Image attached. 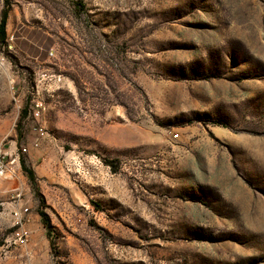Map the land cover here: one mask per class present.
Segmentation results:
<instances>
[{
    "label": "rangeland",
    "instance_id": "374dc122",
    "mask_svg": "<svg viewBox=\"0 0 264 264\" xmlns=\"http://www.w3.org/2000/svg\"><path fill=\"white\" fill-rule=\"evenodd\" d=\"M7 6L0 264H264V0Z\"/></svg>",
    "mask_w": 264,
    "mask_h": 264
},
{
    "label": "built area",
    "instance_id": "2783aa9c",
    "mask_svg": "<svg viewBox=\"0 0 264 264\" xmlns=\"http://www.w3.org/2000/svg\"><path fill=\"white\" fill-rule=\"evenodd\" d=\"M43 130V128L41 129ZM24 152L28 151L26 147L23 148ZM18 161V157L12 158L9 164L6 165L4 159L0 156V177H6L8 173L11 171V175H16V171L14 169V164ZM14 218L16 220L17 228L14 231L12 237L16 241V243L20 244H28L31 241V232L27 227V223L24 220V217L21 212L20 207H16L13 210Z\"/></svg>",
    "mask_w": 264,
    "mask_h": 264
},
{
    "label": "trees",
    "instance_id": "16d2710c",
    "mask_svg": "<svg viewBox=\"0 0 264 264\" xmlns=\"http://www.w3.org/2000/svg\"><path fill=\"white\" fill-rule=\"evenodd\" d=\"M6 1H7V3L9 2V0H6ZM8 17H9V8L7 6V7H5V9L3 11L1 22H0V42L1 43H6L7 39H8V34H7ZM26 114H27V108L24 109L22 116L24 117V116H26ZM23 168L27 172L30 180L33 183H35L36 176H35L33 169L27 167L25 162H23ZM40 213H41L42 218H43V223L49 229V233H50V229L52 228V225L50 223L49 216L44 211H41Z\"/></svg>",
    "mask_w": 264,
    "mask_h": 264
}]
</instances>
